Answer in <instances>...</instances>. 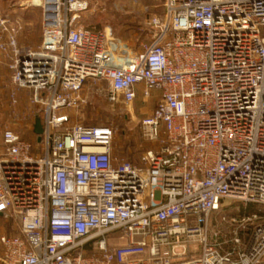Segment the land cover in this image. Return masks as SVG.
Listing matches in <instances>:
<instances>
[{"label": "built area", "instance_id": "2783aa9c", "mask_svg": "<svg viewBox=\"0 0 264 264\" xmlns=\"http://www.w3.org/2000/svg\"><path fill=\"white\" fill-rule=\"evenodd\" d=\"M94 1L20 3L40 11L33 51L0 15L12 104L30 92L42 127L29 141L0 126V218L16 231L0 236V264H264L262 209L209 229L220 207H264V0H165L124 53L79 23ZM96 82L130 112L156 98L142 166L113 156L110 127L63 112Z\"/></svg>", "mask_w": 264, "mask_h": 264}, {"label": "rangeland", "instance_id": "374dc122", "mask_svg": "<svg viewBox=\"0 0 264 264\" xmlns=\"http://www.w3.org/2000/svg\"><path fill=\"white\" fill-rule=\"evenodd\" d=\"M4 1L13 5L24 3V0ZM164 2L165 0H96L92 4V10L83 14L79 23L92 30L110 32L124 53L123 50L136 49L140 43L148 41L147 21L163 13ZM30 9H33V12ZM27 12L32 14L28 26L22 34L16 36L17 49L20 52L36 50L40 44V11L32 7L22 13ZM7 36L0 29V39L7 41ZM9 52H0V124L14 126L22 137L30 141L38 108L30 104V92L26 90L16 91L18 102L16 105L12 104L10 95L16 89L11 82V72L8 68L12 56ZM106 90L107 84L104 82L89 83L83 93L86 103L77 109L63 112L67 113L73 122L84 126L110 127L114 131L113 156L142 166L145 154L154 149L156 144L143 139L139 121L153 106L150 103L142 105L138 98L133 103L132 112L127 111L122 105L113 106L108 103ZM225 214V211L212 214L209 229L215 230ZM4 233L14 235L16 231L10 222L0 220V235Z\"/></svg>", "mask_w": 264, "mask_h": 264}, {"label": "crops", "instance_id": "0c3cea01", "mask_svg": "<svg viewBox=\"0 0 264 264\" xmlns=\"http://www.w3.org/2000/svg\"><path fill=\"white\" fill-rule=\"evenodd\" d=\"M29 8H32V7H20L18 4H14L13 5L12 3L6 4L4 0H0V14L2 15V17L9 19L10 22H15L16 21L22 26V30L18 33V35L22 34L26 30V28L28 26V23H29L28 20H29V17L32 14L29 13V12L24 14L22 12H26V10L29 11ZM30 10L33 12V9H30ZM40 19H41V16H40ZM40 31H41V24H40ZM40 41H41V33H40L39 43H40ZM149 103H150V105H152L154 107L155 104H156V98L154 97L153 99H151V101H149ZM153 107H152V109H153ZM0 126L6 127V128H10L11 130L17 132L15 130V127L12 126V125L8 124V125L5 126V124L4 125L0 124ZM0 220H3V219L0 218ZM4 234H6V233H4ZM6 235H9V234H6Z\"/></svg>", "mask_w": 264, "mask_h": 264}, {"label": "trees", "instance_id": "16d2710c", "mask_svg": "<svg viewBox=\"0 0 264 264\" xmlns=\"http://www.w3.org/2000/svg\"><path fill=\"white\" fill-rule=\"evenodd\" d=\"M132 163V162H130ZM258 209H262L264 211V207L256 206V205H249V206H243L239 203H232L228 207H223L215 210L213 212V215L215 213H221L222 211H225L226 214H239V215H248L250 213L255 212Z\"/></svg>", "mask_w": 264, "mask_h": 264}, {"label": "water", "instance_id": "95a60500", "mask_svg": "<svg viewBox=\"0 0 264 264\" xmlns=\"http://www.w3.org/2000/svg\"><path fill=\"white\" fill-rule=\"evenodd\" d=\"M33 131L35 135L40 136L42 134V127L40 124L39 118L35 119L34 125H33ZM40 141V138L38 137V142Z\"/></svg>", "mask_w": 264, "mask_h": 264}]
</instances>
